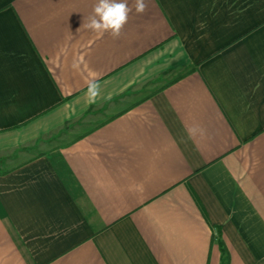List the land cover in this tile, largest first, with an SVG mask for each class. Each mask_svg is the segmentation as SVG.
Returning <instances> with one entry per match:
<instances>
[{
  "label": "crops",
  "instance_id": "obj_1",
  "mask_svg": "<svg viewBox=\"0 0 264 264\" xmlns=\"http://www.w3.org/2000/svg\"><path fill=\"white\" fill-rule=\"evenodd\" d=\"M147 2L0 0V264H264V0Z\"/></svg>",
  "mask_w": 264,
  "mask_h": 264
},
{
  "label": "clouds",
  "instance_id": "obj_2",
  "mask_svg": "<svg viewBox=\"0 0 264 264\" xmlns=\"http://www.w3.org/2000/svg\"><path fill=\"white\" fill-rule=\"evenodd\" d=\"M133 6L136 14H143L148 8V2L134 0ZM132 11L133 7L129 6L128 0H96L92 14L82 26L99 35L110 33L114 39H118ZM92 77L88 84L87 97L90 103H95L101 95V86L95 74H92Z\"/></svg>",
  "mask_w": 264,
  "mask_h": 264
},
{
  "label": "rangeland",
  "instance_id": "obj_3",
  "mask_svg": "<svg viewBox=\"0 0 264 264\" xmlns=\"http://www.w3.org/2000/svg\"><path fill=\"white\" fill-rule=\"evenodd\" d=\"M141 87V88H140ZM137 88H139L137 91L138 92H136L137 94H134V95H132V96H130V97H128L127 99H125L124 101H122V102H117V104L114 106V107H112V108H107L108 110L107 111H103L101 114H100V116H93V118L92 119H88L87 121H90V123L89 122H84V124H79L78 126H75V127H71L70 128V130H69V132H68V135L69 136H72V135H74L75 133L76 134H79V133H81V132H83V131H87V130H89L92 126H94L99 120H101L102 118H105L108 114H109V112H111V111H116V110H120V109H122V108H124L125 106H127L129 103H132V102H134V101H136V100H139L140 98H142V97H144L145 95H146V93L147 92H149V91H151V89H153V85H148L147 87H145V84L143 83V84H140ZM86 123L88 124V125H90V126H88V125H86Z\"/></svg>",
  "mask_w": 264,
  "mask_h": 264
},
{
  "label": "trees",
  "instance_id": "obj_4",
  "mask_svg": "<svg viewBox=\"0 0 264 264\" xmlns=\"http://www.w3.org/2000/svg\"><path fill=\"white\" fill-rule=\"evenodd\" d=\"M219 248L221 251L222 264H224V261H226V253L221 242H219Z\"/></svg>",
  "mask_w": 264,
  "mask_h": 264
}]
</instances>
